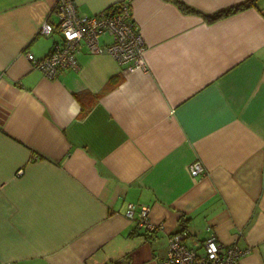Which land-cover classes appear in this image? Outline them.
<instances>
[{
  "label": "crops",
  "instance_id": "crops-1",
  "mask_svg": "<svg viewBox=\"0 0 264 264\" xmlns=\"http://www.w3.org/2000/svg\"><path fill=\"white\" fill-rule=\"evenodd\" d=\"M56 0H0V264H158L207 236L264 264V0L213 22L127 0L145 67L83 43L79 67H32L60 34ZM123 0H74L92 15ZM213 14L244 0H180ZM110 36H99L101 44ZM200 160L205 173L190 175ZM134 204L133 217L126 215ZM142 206L161 227H135Z\"/></svg>",
  "mask_w": 264,
  "mask_h": 264
},
{
  "label": "built area",
  "instance_id": "built-area-1",
  "mask_svg": "<svg viewBox=\"0 0 264 264\" xmlns=\"http://www.w3.org/2000/svg\"><path fill=\"white\" fill-rule=\"evenodd\" d=\"M57 16V23L44 21L38 28L39 33L49 34L54 28L60 39L54 41L43 57L37 58L33 53L25 52L32 67L42 71L44 76L53 78L64 69H77L76 54L83 43L90 53H108L121 66L122 73L139 70L145 67L146 46L140 28L133 17L131 4L127 0L118 2L98 13L82 15L78 12L74 0H56L52 8ZM107 34L111 41L101 44L99 36ZM200 160L189 164L188 171L192 176L205 173ZM126 215L133 217L134 204L128 203ZM148 206H142L139 217L135 219L138 229L155 231L161 226L147 218ZM186 233L178 231L167 238L165 255L158 264H238L244 253L236 242L222 244L215 235L203 239L199 247L185 244ZM5 264H15L8 262Z\"/></svg>",
  "mask_w": 264,
  "mask_h": 264
},
{
  "label": "trees",
  "instance_id": "trees-1",
  "mask_svg": "<svg viewBox=\"0 0 264 264\" xmlns=\"http://www.w3.org/2000/svg\"><path fill=\"white\" fill-rule=\"evenodd\" d=\"M176 6L185 13H199L204 18L205 22H213L215 20H220V18L226 17L228 15H232L238 11H241L243 9H246L248 7H252L255 5L256 0H244L242 2H239L237 4L231 5L226 8H222L218 10L217 12H214L213 14H203L200 13L198 10H194L191 6L185 4L184 2L180 0H171ZM136 227V226H135ZM148 233L147 230H144L143 234ZM110 264V263H109ZM113 264H119V261L116 260L113 262Z\"/></svg>",
  "mask_w": 264,
  "mask_h": 264
}]
</instances>
